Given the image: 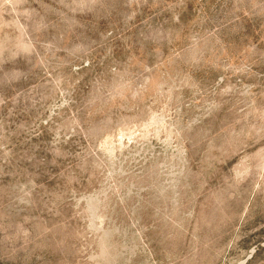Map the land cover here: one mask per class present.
<instances>
[{"label": "rangeland", "instance_id": "1", "mask_svg": "<svg viewBox=\"0 0 264 264\" xmlns=\"http://www.w3.org/2000/svg\"><path fill=\"white\" fill-rule=\"evenodd\" d=\"M0 264H264V0H0Z\"/></svg>", "mask_w": 264, "mask_h": 264}]
</instances>
